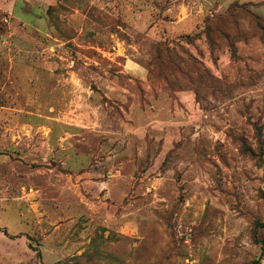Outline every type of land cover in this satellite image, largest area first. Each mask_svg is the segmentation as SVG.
Returning a JSON list of instances; mask_svg holds the SVG:
<instances>
[{
	"label": "rangeland",
	"instance_id": "1",
	"mask_svg": "<svg viewBox=\"0 0 264 264\" xmlns=\"http://www.w3.org/2000/svg\"><path fill=\"white\" fill-rule=\"evenodd\" d=\"M0 264H264V0H0Z\"/></svg>",
	"mask_w": 264,
	"mask_h": 264
}]
</instances>
